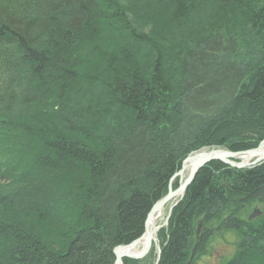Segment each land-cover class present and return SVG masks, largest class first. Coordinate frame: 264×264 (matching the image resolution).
Listing matches in <instances>:
<instances>
[{"label":"trees","instance_id":"trees-1","mask_svg":"<svg viewBox=\"0 0 264 264\" xmlns=\"http://www.w3.org/2000/svg\"><path fill=\"white\" fill-rule=\"evenodd\" d=\"M137 1L0 0V264H114L188 155L264 140V0ZM157 236L264 264V161L204 165Z\"/></svg>","mask_w":264,"mask_h":264},{"label":"water","instance_id":"water-1","mask_svg":"<svg viewBox=\"0 0 264 264\" xmlns=\"http://www.w3.org/2000/svg\"><path fill=\"white\" fill-rule=\"evenodd\" d=\"M264 145V140L255 147L248 150L242 151H230L222 148H213L211 150H202L198 152H194L183 161L182 168L174 174L171 179L169 185V192L158 200L151 211L148 214L146 224H145V232L138 239L134 240L132 243L127 245H120L114 249L115 255V263L114 264H124L123 260L127 259H143L152 249L153 244H156L158 249V259L155 264H158L161 249L156 236L157 231L162 227L158 226L154 229V231L149 230V224L155 217V215L160 214L165 207L173 200L176 199L175 203L170 207V211L168 212L166 222H168L171 212L173 208L183 199L185 192L188 186L195 179L198 171L206 164L213 160L221 161L222 163L233 167V168H247L260 162L264 161V149L262 148ZM253 158L251 160H245L243 157ZM196 158L192 168L189 170L187 178L180 183V185L173 189V181L176 177H182L185 173V163L192 159ZM260 209H255L253 213L250 215L249 220H252L261 215ZM165 222V223H166ZM202 227V223H199L197 235L200 233ZM143 244V247L140 249L139 246Z\"/></svg>","mask_w":264,"mask_h":264},{"label":"rangeland","instance_id":"rangeland-1","mask_svg":"<svg viewBox=\"0 0 264 264\" xmlns=\"http://www.w3.org/2000/svg\"><path fill=\"white\" fill-rule=\"evenodd\" d=\"M119 1H126V2H128V6L129 7H132V9L135 10L131 14V18L134 17L132 19H135L138 16L141 17V14H140L141 11H139V9H140V1H137V0H119ZM205 8H201V9H205ZM142 14H143V11H142ZM96 44H97V42H96ZM93 45H95V43ZM90 48L91 47H88L87 50H89ZM1 164H2V162L0 161V165ZM189 170L190 169L186 170L182 177L181 176L180 177H177L178 179H180V183L187 178L188 173H189ZM174 181H175V179H174ZM175 201H176V199H173L165 207V209L160 213L161 215L159 216V219L156 222V227H158V226H162V227L157 231L156 236L158 235V232L164 226L167 225L166 218H167L168 212L170 211V207L172 206V204L175 203ZM228 238L230 239L229 241L217 242L216 245L214 246V248L212 249V252H211L210 256L202 257L200 263L201 264H219V260H221L222 257L230 255L234 251V246L232 245V242H231V241H233L232 239L234 237L228 236ZM157 239H158V242H159V245H160V240H159L158 236H157ZM142 247H143V244L139 246L140 249ZM152 248L156 249V251L158 253V249H157L156 244H153Z\"/></svg>","mask_w":264,"mask_h":264},{"label":"bare ground","instance_id":"bare-ground-1","mask_svg":"<svg viewBox=\"0 0 264 264\" xmlns=\"http://www.w3.org/2000/svg\"><path fill=\"white\" fill-rule=\"evenodd\" d=\"M263 149H264V145H263V147H262ZM246 161L247 160H251V159H253V158H248V157H243ZM195 159L196 158H192V159H190V160H188L186 163H185V171L186 170H188V169H191L192 168V166H193V164H194V162H195ZM161 214H157V215H155V217L153 218V220L151 221V223L149 224V230L150 231H154V229L156 228V222H157V220L159 219V216H160Z\"/></svg>","mask_w":264,"mask_h":264}]
</instances>
